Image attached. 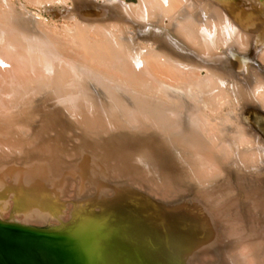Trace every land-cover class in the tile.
<instances>
[{
    "label": "bare ground",
    "instance_id": "1",
    "mask_svg": "<svg viewBox=\"0 0 264 264\" xmlns=\"http://www.w3.org/2000/svg\"><path fill=\"white\" fill-rule=\"evenodd\" d=\"M99 1L71 0L78 14L94 22L85 29L77 27L75 35L85 40L89 34L96 37L104 52L102 66L113 74L121 97L135 114L145 109L140 114L144 119L136 121L137 140L147 148L127 146L123 141L129 140L127 135L106 136L111 123L102 126L91 117L84 126L85 117L75 119L72 96L65 82H58L59 69L39 72L34 69L40 66L38 61L22 60L17 61L20 66L9 67L14 59L8 56L14 50L42 59L50 47L37 37L32 24L27 26L28 20L0 12V81H19L26 91L16 95L11 83H0V217L9 211L8 219L22 216L18 220L24 223L54 222L63 227L67 210L58 201L73 181L71 208L76 211L69 215V228L60 235L49 234L55 239V258L66 247L80 264L87 262L85 248L90 249V264L133 260V264H192L196 259L209 264H264V0H140L128 8L117 1ZM166 19L169 24L164 26ZM8 25L23 31L21 36L5 28ZM110 27L119 29L121 38ZM125 29L135 34L128 38ZM48 40L62 48V42ZM143 41L152 43L146 46L147 60H142L145 51L138 47ZM200 68L207 73L202 82L197 75ZM148 73H163L162 85L168 91L172 81L180 80L181 87L171 84L178 91L167 93L152 81L147 83ZM52 81L59 89L52 88ZM46 83L51 88L44 90ZM204 89L210 91L207 97L202 95ZM32 91L41 100L23 105ZM205 98L211 108H202L211 118L196 114ZM176 114L185 120L170 119ZM150 153L165 163L163 172L157 168L159 185L168 186L171 176L183 195V205L170 212L157 210L159 206L138 208L123 189L105 181L115 173L132 172L144 158L150 165ZM110 158L115 159L114 168L109 166ZM110 190L112 203L103 198ZM138 201L147 204L142 197ZM91 206H98L95 216ZM242 234L246 239L238 241L249 244L238 246L235 257L244 261L250 252L252 258L239 262L241 258L235 261L228 252Z\"/></svg>",
    "mask_w": 264,
    "mask_h": 264
},
{
    "label": "rangeland",
    "instance_id": "2",
    "mask_svg": "<svg viewBox=\"0 0 264 264\" xmlns=\"http://www.w3.org/2000/svg\"><path fill=\"white\" fill-rule=\"evenodd\" d=\"M111 1H117V2L121 3V5L123 7H126V8L136 7L140 2V0H111ZM239 1L245 2L248 0H239ZM55 2H57V3H51L50 0H34V1L33 0H0V12L1 13L6 14L8 16H11L13 18H19V17L22 18L23 17L24 19L28 20L29 23H27V26L31 27V24H32L33 28H35V32L38 35L37 37H41L42 39H44L47 46L50 47L49 51H47V52L45 51V53H43V55H45V56L42 57V59L37 58V57L32 58L33 55L31 56V54H29V52H25L26 50L20 51V52H17L14 50L8 56L11 59H14V61L12 62L13 65L9 66V67L12 68L15 66H20V65H17V63H18L17 61L22 60V61L26 62L27 64H32V62L36 63L35 61H38L40 66H36V67H34V69L36 71H39V72L45 71L46 68L48 70V67L54 71H58V69H59L61 76H65V75L67 76V77L65 76L66 77L65 80L62 79L61 76L58 77V82H60V83L65 82L66 88L68 89V91L70 92V95L72 96L71 107L72 106L75 107V108L72 107V112L77 113L75 119H78V120L82 119L83 120V118L85 117L84 119L86 120V123H84L85 122V120H84L83 121L84 126L87 125L88 120H90L92 118L99 121L102 126L105 124L107 125V124L111 123V124L106 126L107 130L109 131V134H107L106 136H109L110 134H112L111 137L114 135L118 136L117 134L127 135L129 137V140H127L125 137L123 138V141L126 142L127 146L140 148V147H144L146 145V148H147V144H145L143 141L137 140L140 138V133L137 129L138 127H137V121H136V119H140V118L144 119L142 117L143 116L142 112H145V109H140L141 112L140 111L137 112L135 110V112H137L135 114L133 106H131L128 102H126V100H124L123 97H121L120 89L117 88L112 82V78L114 77L113 74H111L110 71H108V69H105L104 65L102 66V64H103L102 59L104 57V52H103L102 48L100 47V45L96 42L97 41V40H95L96 37L91 36V34H89L88 35L89 38H87V40H85V38H83L80 34L79 35L76 34L77 36L75 35V33H77V29H76L77 27H80L81 29H85L86 26L88 27V26L94 25V22L90 19H86L87 17L78 14L77 8L75 6H73L71 0H56ZM98 4H101V1H99ZM5 11H7V12H5ZM10 12H11V14H10ZM19 13L21 15H19ZM15 14H17V16L18 15L19 16L16 17ZM33 21L35 22V24ZM163 24H164V26H167L169 24L168 19L164 20ZM110 25L112 26V24H110ZM2 28H4V27H2ZM5 28L10 29L12 31L11 33H16V35L20 34L19 36H21V33H23V31H21L20 29L14 28L11 25H8ZM73 29L74 30L76 29V30H75V32L72 33ZM108 29L110 32H114L115 36L121 38L122 34L119 31V29H116L113 27H110ZM124 31H125V36L128 38H131L132 34H135V33H133L132 30H129V29H125ZM73 34L75 36H73ZM48 37L55 40V42H58V41L62 42L61 44H62L63 52L62 51L58 52V49L61 50L62 48L57 49V47L53 46L54 44L51 43L50 40H48ZM150 43L151 42H148L147 45H146V41H143L142 43L141 42L138 43V47L140 46L139 49L141 51H145V56H146V46H148V47L152 46V43L151 44ZM55 49H56V51H55ZM147 50L149 51L150 49L147 48ZM217 50L216 51L218 53L221 52V49H217ZM55 52L57 54H55ZM61 52L63 53V58L61 57L62 56ZM151 54H153V52ZM51 55H53V56H51ZM57 55H59V57ZM20 57H22V58H20ZM147 58H148V56H146V57L143 56L142 60H145V59L147 60ZM66 60H67V65L65 64ZM64 61H65V63H63ZM60 65H61V67L59 68ZM63 66H64V68H63ZM65 67H67V70H64V69H66ZM68 68H70V69H68ZM68 70H70V71H68ZM66 72L68 74L70 73L69 76L67 75ZM205 72L206 71L202 68H200L197 71V75L199 76V80L201 82H202V80L204 81V79L207 76V73H205ZM148 74H150V73H148ZM41 75H43V74H40V76ZM152 76H153V78H152ZM51 77H52V75H51ZM49 78H50V76H48V80H49ZM148 78H151V79L150 80L147 79V83H150L152 81L151 82L152 84H154L155 86L157 85L158 88L163 89L167 93H169V92L172 93V91H173V93H175L178 90H175L174 88H172V87H174L173 85H175V86H177L176 84H179V86L181 85L180 80H178V83L172 81L170 83L173 85H171V84H170V86L168 85L170 87L169 89L171 91L170 90L168 91L165 88L166 86L162 85V83H164L162 81V79L164 78L163 73H159L158 76H154V75L150 74V75H148ZM154 80L157 84L155 82H153ZM2 81H3V83L5 82V84L11 83L10 85L13 89L12 91L14 94H16V95H19L22 93L26 94V91L22 90L19 87L21 85L20 83H18L19 81L16 82L13 80L9 81L8 79H4V80H1L0 83H2ZM45 81H47V80H45ZM167 81H168V79H167ZM52 82H53L52 85L50 83L44 84L42 86L44 88V90L51 88V86H53L52 88L59 89V87H58L59 84H56L54 81H52ZM90 82L94 85H91ZM18 84H19V86H18ZM92 86H94V87H92ZM179 86H177V87H179ZM8 87H10V86H8ZM203 91L204 92H202V95L204 94V97H207V95L210 93L209 90L204 89ZM50 93L52 94L53 92L50 91ZM60 93H61V91H60ZM76 93H77V95H76ZM193 93L196 94L195 92H193ZM168 95H170V94H168ZM75 96H76V98H75ZM33 99H35L34 103H36L37 101L41 100V97L39 96L38 93L32 91L30 94H28V96L27 95L25 96V98L23 100V105L26 106L27 101L33 100ZM85 104H86V106H85ZM91 104H93V105L91 106ZM89 105H90V107H88ZM204 105H206L208 108H211L210 103L208 101V98H205L204 103H201V108ZM99 106H101V107H99ZM178 106H180L179 108L182 107L181 105L177 104V108H178ZM20 108L23 109L22 106H20ZM92 108L94 110H92ZM95 108H97V109H95ZM102 108H104V109H102ZM218 109L220 110V108H218ZM88 110L92 111V112H88ZM95 110H97L98 114L96 113ZM83 111H84V113H83ZM93 112H95V113H93ZM101 112H103V113L100 114ZM200 112L202 115H205V116L208 115V117L211 118L212 114L208 111L207 108H202V110L198 109L196 114H198ZM23 113H22V115H24ZM80 113H81V115H80ZM90 113H91V116H88V115H90ZM83 114H84V116H83ZM93 114H97V115H95V117H94ZM219 114H221V113H219ZM219 114H217V116H219ZM22 115L20 114V116H22ZM67 115L69 117H71L70 112H68ZM176 115L178 117L172 115L173 118L171 116L170 119H174V118L175 119H184L181 115H178V114H176ZM4 119H6V118H4ZM21 119L23 122H25L24 118L21 117ZM106 119L108 122L106 121ZM102 121H104V122H102ZM218 121H220V119L216 118L215 122H218ZM145 126H146V124H145ZM236 127H238V126H236ZM236 127H235V129L238 130ZM238 128H240V127H238ZM115 131H116V133H114ZM106 136H103L104 140L107 139ZM148 156H150L148 159L151 162L153 160V164L150 162V165H149V161L144 158L146 163L144 162L141 165L139 164L140 166L137 167L132 172L129 171L128 174L126 172V174H123V175H120L118 172V173H115L116 175L114 174L113 178L111 177L108 180L106 179L105 181L108 183L107 185L115 184L118 188L123 189V191H125L127 193V199L130 200L131 203L134 204V206H136L138 208H146L147 209V208L151 207V209H157V207H158V206L156 207L154 205H147V204L143 205L142 203H140L138 201L140 197H142L143 199L147 198L149 201H152V202H160V203H165V204H171V203L183 201L184 200L183 195L180 196L181 192L179 190V187L175 186L176 180L173 177H171V176L168 177L167 183H169V184H168V186L166 185L167 187L165 185H163L162 183H161V186L159 185L160 180L157 179V177L159 178L158 172L159 171L161 172V170L163 172V169L165 168L164 161H162L161 159H158V158L155 159V154H154V157H152L153 156L152 153L148 154ZM199 156H201V158L205 160V157H203V155H199ZM112 159L113 158H110L108 162H109V166L114 168L115 167V164H114L115 159H113V160ZM112 161H113V163H112ZM208 163H209V165H213L210 162H208ZM157 168L159 169V171L157 170ZM156 170H157V173L155 174ZM123 173H124V170H123ZM192 175H194L193 172H192ZM124 177H127L128 179L126 180V179H124ZM172 181H173V183H172ZM170 183H171V185H170ZM169 185H170V188H169ZM73 187H74L73 181H71L70 185H69V190L67 191V194L65 196L59 197V201H58L59 204H61L62 206H65L66 207L65 210H67V211H65V214H64L67 220L64 219L63 222L65 224L63 223L64 224L63 227H60V224H56L54 222H52L49 225L36 224V223H24L23 221L18 220L22 216H17L18 217V218L16 217L17 220L15 218L8 219L10 217V213H8L9 211L4 215V217H0V224L2 225V223H3V224H6V226L8 225V227H16L17 229H22V230L24 229V230L36 232V233H49L51 235L62 234L63 231H65L69 228V224H68L69 223L68 221L70 218L69 215L71 216V215L75 214V211H76L75 209L71 208V205L73 202V194H74L73 193ZM175 189H178L177 190L178 192L174 191ZM162 191L163 192L166 191V192L163 193ZM111 192H112V190H110V192L108 191L107 193H105L106 195L105 194L103 195L104 199H106L108 197L107 200L108 201L110 200L109 201L110 203H112L111 202L112 199H111V197H109ZM161 192H162V195H161ZM177 193H179V194H177ZM135 195H141V196H135ZM173 195H177V196L174 197ZM10 201H13V200L10 199ZM114 201L115 200H113V202ZM69 205H70V207H69ZM97 207H94V206L90 207V211L92 213V216L96 215L95 210ZM160 207L163 210H160L161 209ZM69 208H71V209H69ZM165 208L166 207H164V206H159L157 210H159V211H166L167 210V212L172 211V209L169 210V209H167V208L165 209ZM199 208L202 209V207H199ZM173 209H175V208H173ZM33 224H35V225H33ZM41 226H43V227H41ZM238 237H240V238H236L235 240H233V242L235 244H236V241H238V240H242V239L244 240V238L246 239L247 235L242 234V235H239ZM247 242H249V241H247ZM247 242L245 241V243H244V241H242V242L240 241L239 242L240 244L238 243L236 245L235 244L233 245V243H232V247L230 246L231 249H229L228 256L232 257L235 261H239V260H237V258H239V259L241 258L242 260H240L239 262H242L243 261L242 257H237V258L235 257V253H236L235 251L238 248V246L242 245V243L246 244ZM248 244L249 243H247V245ZM241 247H243V246H241ZM246 254H248V255H246ZM246 254H245V256L243 255L245 258L244 261L247 259V256H249V255L250 256L248 258H250V259L252 258L251 257L252 255L250 252L246 253ZM250 259H248L249 261L248 260L247 261L250 263L253 262L252 261L253 259L252 260H250ZM193 263L194 264L195 263L196 264H209L207 261H199L197 259H196V261H193ZM180 264H188V263L181 262ZM247 264H249V263H247ZM251 264H253V263H251Z\"/></svg>",
    "mask_w": 264,
    "mask_h": 264
},
{
    "label": "water",
    "instance_id": "3",
    "mask_svg": "<svg viewBox=\"0 0 264 264\" xmlns=\"http://www.w3.org/2000/svg\"><path fill=\"white\" fill-rule=\"evenodd\" d=\"M183 201L165 204L152 202L145 198V203L154 206H165L167 209L181 206L184 203ZM95 229L97 227L89 231ZM54 241L55 239L49 233H31L0 224V264H80V262L75 263L66 247L58 252L56 254L57 258H55L52 252ZM89 251V248L84 249L83 256L87 259L86 264H90ZM130 256L135 258L133 252L130 253ZM133 262L134 260L131 264Z\"/></svg>",
    "mask_w": 264,
    "mask_h": 264
}]
</instances>
